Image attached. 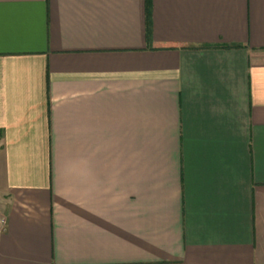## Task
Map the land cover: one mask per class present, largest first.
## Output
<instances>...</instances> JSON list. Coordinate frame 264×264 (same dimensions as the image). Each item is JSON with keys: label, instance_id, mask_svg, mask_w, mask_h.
Returning <instances> with one entry per match:
<instances>
[{"label": "crops", "instance_id": "obj_1", "mask_svg": "<svg viewBox=\"0 0 264 264\" xmlns=\"http://www.w3.org/2000/svg\"><path fill=\"white\" fill-rule=\"evenodd\" d=\"M0 264H264V0H0Z\"/></svg>", "mask_w": 264, "mask_h": 264}, {"label": "built area", "instance_id": "obj_2", "mask_svg": "<svg viewBox=\"0 0 264 264\" xmlns=\"http://www.w3.org/2000/svg\"><path fill=\"white\" fill-rule=\"evenodd\" d=\"M6 229V218L0 216V233Z\"/></svg>", "mask_w": 264, "mask_h": 264}]
</instances>
